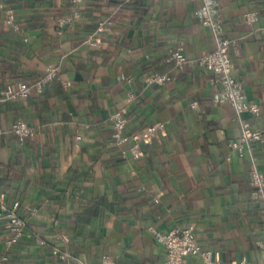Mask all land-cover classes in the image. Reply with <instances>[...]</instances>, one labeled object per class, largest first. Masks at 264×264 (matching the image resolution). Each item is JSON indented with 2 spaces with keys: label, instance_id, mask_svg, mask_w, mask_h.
I'll return each mask as SVG.
<instances>
[{
  "label": "crops",
  "instance_id": "obj_1",
  "mask_svg": "<svg viewBox=\"0 0 264 264\" xmlns=\"http://www.w3.org/2000/svg\"><path fill=\"white\" fill-rule=\"evenodd\" d=\"M5 1L24 29L0 15V89L32 83L50 66L58 75L42 92L0 105V197L20 201L26 221L13 245L0 227V264H62L52 246L88 264L105 254L117 264H164L150 227L192 228L221 264H264V196L251 184L254 167L264 180V138L243 155L232 146L243 124L264 131V0H212L217 30L231 40L229 81L195 63L215 47L202 0ZM76 10L80 18L60 27ZM100 21L101 43L89 46ZM179 43L182 69L170 60ZM154 74L173 79L148 85ZM117 110L130 135L166 124L140 143L139 159L111 144ZM18 119L39 135L21 143L10 131Z\"/></svg>",
  "mask_w": 264,
  "mask_h": 264
},
{
  "label": "built area",
  "instance_id": "obj_2",
  "mask_svg": "<svg viewBox=\"0 0 264 264\" xmlns=\"http://www.w3.org/2000/svg\"><path fill=\"white\" fill-rule=\"evenodd\" d=\"M73 1L74 3L80 5L85 0ZM202 1L204 2L203 22L213 33L215 47L208 53L198 57L195 60V63L200 67L214 72L215 74L224 75L227 81H229L231 74V40L222 36L217 30L212 12V0ZM2 8L3 1L0 0V10ZM7 14L9 22L14 23L15 28L19 29V26L14 22L13 9H8ZM80 16V12L76 10L72 15L60 18L59 25L60 27H64L66 25L73 24L80 18ZM246 18L249 21H255L257 13H248ZM106 29L107 21H100L95 33L90 35L85 40V43L92 47L99 46L101 42L97 39L96 35ZM26 40H28V38H26ZM170 60L175 63L177 68H184L188 58L186 55L185 45L183 43H179L175 49L172 50ZM57 75L58 69L54 66H50L44 77L36 79L32 83L21 82L17 85L10 84L5 88L0 89V105L11 101L24 100L28 98L33 91L42 92L46 85L53 81ZM172 79V76L169 74H154L147 78V84L166 86L172 81ZM129 99H133L132 95ZM195 105L196 103H194V106ZM249 109L253 113H258L259 105L252 104ZM109 120L113 127V140L111 144L120 150L123 155L130 153L135 159H139L142 156V150L140 147V143L142 141L152 143L160 133H164L166 130V124L162 121H158L147 126L143 135H130L127 131L129 119L121 110L115 111L110 116ZM10 131L19 139L21 143L25 142L27 139L35 138L40 133L38 129L29 125L22 119L15 121L12 124ZM3 133V129L0 128V135ZM263 138V130L253 129L243 124L241 139L239 141L232 142V146L240 153V155H243L245 148L249 151H253L254 145L257 142L262 141ZM251 184L254 188V194L256 196H264V180L257 167H254L252 171ZM20 206V201H14L13 203L8 204L0 197V227L3 226L5 230L10 233V238L7 241L9 245L18 243L24 235L26 221L21 215ZM150 230L154 233L157 241L160 242L165 249L166 259L164 264H184V259L188 256H198L202 259L204 264H221L220 260L216 257L212 250L204 248L197 242L196 234L190 227H175L166 232L156 230L153 227H150ZM37 241L39 244H46V240L41 237H38ZM257 243L260 247H264V238L258 240ZM52 255L62 264H88L74 253L63 249L61 246H52ZM94 264L117 263L110 257V255L105 254ZM239 264H245V260H242Z\"/></svg>",
  "mask_w": 264,
  "mask_h": 264
},
{
  "label": "trees",
  "instance_id": "obj_3",
  "mask_svg": "<svg viewBox=\"0 0 264 264\" xmlns=\"http://www.w3.org/2000/svg\"><path fill=\"white\" fill-rule=\"evenodd\" d=\"M2 1H3V8L0 10V15L5 14V11H7L10 8L13 9L12 4H9V2H6L5 0H2ZM72 3H73V0H72ZM73 4L75 5V3H73ZM14 10L15 9H13V12H15V14H16V10L15 11ZM3 16H5V17H3L4 19H6V18L8 19V15L5 14ZM15 22L19 26L20 30L24 29L23 25L21 24V22L19 20H16ZM112 140H113V132H112L111 142H112Z\"/></svg>",
  "mask_w": 264,
  "mask_h": 264
}]
</instances>
